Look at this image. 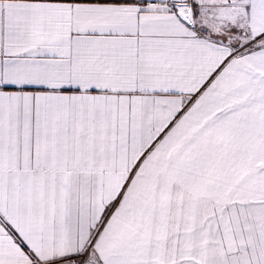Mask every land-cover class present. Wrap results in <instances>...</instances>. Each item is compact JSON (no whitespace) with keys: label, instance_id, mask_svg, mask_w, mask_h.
I'll use <instances>...</instances> for the list:
<instances>
[{"label":"snow or ice","instance_id":"snow-or-ice-1","mask_svg":"<svg viewBox=\"0 0 264 264\" xmlns=\"http://www.w3.org/2000/svg\"><path fill=\"white\" fill-rule=\"evenodd\" d=\"M0 264H264V0H0Z\"/></svg>","mask_w":264,"mask_h":264}]
</instances>
